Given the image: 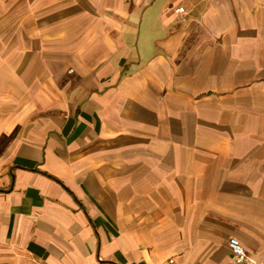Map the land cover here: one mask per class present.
Returning <instances> with one entry per match:
<instances>
[{
	"label": "crops",
	"instance_id": "0c3cea01",
	"mask_svg": "<svg viewBox=\"0 0 264 264\" xmlns=\"http://www.w3.org/2000/svg\"><path fill=\"white\" fill-rule=\"evenodd\" d=\"M232 238L264 264V0H0V264Z\"/></svg>",
	"mask_w": 264,
	"mask_h": 264
},
{
	"label": "built area",
	"instance_id": "2783aa9c",
	"mask_svg": "<svg viewBox=\"0 0 264 264\" xmlns=\"http://www.w3.org/2000/svg\"><path fill=\"white\" fill-rule=\"evenodd\" d=\"M179 12L182 16H184L186 13L184 8H181ZM229 248L232 253V261L230 264H257V262L254 261L250 256L247 248L239 239H230ZM166 264H178V262L175 258H172L169 259Z\"/></svg>",
	"mask_w": 264,
	"mask_h": 264
}]
</instances>
